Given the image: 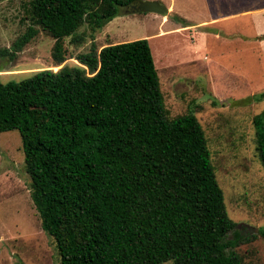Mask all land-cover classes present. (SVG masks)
<instances>
[{
  "label": "trees",
  "instance_id": "trees-1",
  "mask_svg": "<svg viewBox=\"0 0 264 264\" xmlns=\"http://www.w3.org/2000/svg\"><path fill=\"white\" fill-rule=\"evenodd\" d=\"M138 1L23 2L27 26L0 57L44 31L58 68L0 80V131L21 135L30 196L62 264H244L236 247L250 236L227 212L199 119L169 113L149 40L94 42ZM83 25L89 48L62 64L63 39L81 42ZM252 120L264 167V108Z\"/></svg>",
  "mask_w": 264,
  "mask_h": 264
},
{
  "label": "rangeland",
  "instance_id": "rangeland-1",
  "mask_svg": "<svg viewBox=\"0 0 264 264\" xmlns=\"http://www.w3.org/2000/svg\"><path fill=\"white\" fill-rule=\"evenodd\" d=\"M26 1L0 0V47H9L25 30L27 21L22 22L21 17ZM156 1L168 5L169 10L173 6L177 18L171 16L162 22L166 15L161 18L155 12L121 8L94 33V42L100 47L149 40L169 113L174 116L192 111L199 119L227 212L241 233L250 236L248 242L236 247L237 252L244 264H264V237L259 234L264 226V167L257 155L252 120L264 108V96L259 97L264 89V48L257 52L252 42L236 41L243 35L252 37L255 30L248 12L256 8L242 1ZM226 15L229 18L224 20ZM213 17L221 20L208 24ZM183 24L188 26L179 29ZM212 26L223 33L214 37ZM160 30L168 32L160 36ZM228 30H239L240 34L233 33L231 37L235 38L228 40ZM82 32L86 33L81 42L73 40L75 35L63 39L67 58L62 64L76 63L75 56L89 48L90 29L83 25L77 30L78 34ZM55 42L39 31L15 59L0 57V80H18L46 67L57 69ZM233 47L236 52L227 51ZM228 62L235 66L228 67ZM29 182L19 131H0V264H62L53 238L41 227Z\"/></svg>",
  "mask_w": 264,
  "mask_h": 264
},
{
  "label": "crops",
  "instance_id": "crops-1",
  "mask_svg": "<svg viewBox=\"0 0 264 264\" xmlns=\"http://www.w3.org/2000/svg\"><path fill=\"white\" fill-rule=\"evenodd\" d=\"M225 1H227L228 4L229 3H237V2H241V1L245 2V3L246 2H251L252 4H254V8H256L253 11L254 13L252 11L251 12L249 11L248 14L251 16L250 17L251 18V24H252V27H254L255 32H253L252 37H248V36L243 35L242 39H238L236 41H242L243 43L252 42L253 45H255V48H256L257 52H262L263 48H264V4H263L264 2H263V0H251V1H246V0H225ZM169 4L172 5V3H169ZM261 4H262V7H261ZM166 7L168 8V14L166 15L167 17L164 19V18H162V16H165V15L160 14L161 18H162V20H161L162 22L168 20L169 18H171V16L174 17L176 15L175 12H174L173 6H172V10H169V6L168 5ZM246 11H243L242 13H245ZM175 18H177V16H175ZM223 18H224V20H227L229 18V15H226ZM220 20L221 19H217L216 17H213L209 21H207V23L211 24V25H214V24L218 23V21H220ZM186 22H188L187 18H183V23L185 24ZM205 22L206 21H202L200 23H205ZM184 24L181 25L178 28L181 29V30L185 29L186 28L185 26H188V25H184ZM186 24H188V23H186ZM189 26H194V24H190V22H189ZM178 28H176L175 31H178L177 30ZM217 28L220 29L217 26H212L213 30H211V33L213 34L214 37H217V34L219 32L223 33L222 29L216 30ZM238 31L239 30H228V35H227L226 39H228V40L230 39L231 40V38H235V37H231V35H233V33H234L235 36L239 35L240 33ZM167 32L168 31H164V30L161 31L160 30L158 32V34L160 36H162V35H165ZM230 50H234V51H230ZM227 51L236 52L237 50H236V48L233 47L232 49L229 48ZM227 64H228V67L235 66V64L233 62H228Z\"/></svg>",
  "mask_w": 264,
  "mask_h": 264
},
{
  "label": "water",
  "instance_id": "water-1",
  "mask_svg": "<svg viewBox=\"0 0 264 264\" xmlns=\"http://www.w3.org/2000/svg\"><path fill=\"white\" fill-rule=\"evenodd\" d=\"M133 11H149L162 15L168 14V8L156 0H139L136 4H131Z\"/></svg>",
  "mask_w": 264,
  "mask_h": 264
}]
</instances>
